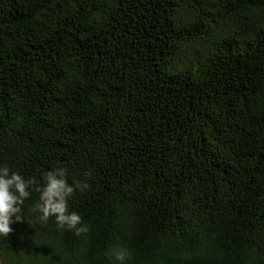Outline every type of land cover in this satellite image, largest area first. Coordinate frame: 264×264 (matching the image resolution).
Listing matches in <instances>:
<instances>
[{"label": "trees", "instance_id": "16d2710c", "mask_svg": "<svg viewBox=\"0 0 264 264\" xmlns=\"http://www.w3.org/2000/svg\"><path fill=\"white\" fill-rule=\"evenodd\" d=\"M0 164L89 185L2 264H264V0H0Z\"/></svg>", "mask_w": 264, "mask_h": 264}, {"label": "clouds", "instance_id": "9594fccd", "mask_svg": "<svg viewBox=\"0 0 264 264\" xmlns=\"http://www.w3.org/2000/svg\"><path fill=\"white\" fill-rule=\"evenodd\" d=\"M85 175H88L86 173ZM43 183L35 178L25 179L18 171H12L6 164H0V239L14 231L12 225L21 222L22 205L32 190L39 193L38 202L32 211L38 212L36 219L46 222L54 217L58 229H67L76 234L88 232V226L76 211H69L68 200L75 191L83 192L89 187L86 182H67L66 169L56 168L43 174ZM123 254L118 259L123 260Z\"/></svg>", "mask_w": 264, "mask_h": 264}, {"label": "rangeland", "instance_id": "374dc122", "mask_svg": "<svg viewBox=\"0 0 264 264\" xmlns=\"http://www.w3.org/2000/svg\"><path fill=\"white\" fill-rule=\"evenodd\" d=\"M0 264H2V263L0 262Z\"/></svg>", "mask_w": 264, "mask_h": 264}]
</instances>
